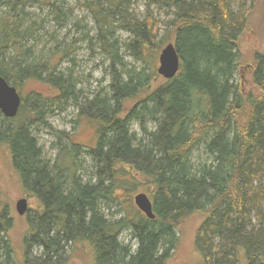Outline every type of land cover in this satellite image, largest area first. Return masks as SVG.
<instances>
[{"label":"trees","instance_id":"1","mask_svg":"<svg viewBox=\"0 0 264 264\" xmlns=\"http://www.w3.org/2000/svg\"><path fill=\"white\" fill-rule=\"evenodd\" d=\"M37 1L0 0L10 10L0 17V75L22 96L16 117L0 111V147L23 192L37 202L19 243L11 234L16 218L0 204V264H68L76 251L92 264H166L179 242L178 224L197 214L203 264H264V48L247 68L239 45L250 12L238 14L227 0H148L172 10L167 40L157 41L153 16L129 15L132 0H88L95 35H85L109 58L110 81L82 94L72 72L57 68L70 49L56 47L41 60L22 42L33 37V26L22 31L23 19L15 18ZM46 3L56 18L64 12L57 2ZM119 29L132 38L121 43ZM170 42L181 66L166 79L150 64ZM122 47L148 65L125 60ZM28 82L45 84L49 93L23 94ZM70 102L95 138L85 144L70 137L71 146H61L64 153L51 164L32 124ZM199 146L209 159L193 162ZM84 151L93 170L87 179L78 173ZM137 190L152 200L155 218L139 209L108 219L104 209L124 205L121 194ZM126 229L136 250L120 238Z\"/></svg>","mask_w":264,"mask_h":264},{"label":"rangeland","instance_id":"2","mask_svg":"<svg viewBox=\"0 0 264 264\" xmlns=\"http://www.w3.org/2000/svg\"><path fill=\"white\" fill-rule=\"evenodd\" d=\"M51 1L61 5L64 11L60 13L59 18H56L55 14L52 13L51 6L46 5L48 0H38L32 6L26 7L25 13L21 14L20 17L15 18L23 19L22 31L33 26V37H29L28 41L22 40L25 43V48H31L32 57H37V59L41 60H46L49 53L56 47L60 50L70 49V56L60 61L57 67L58 70L66 73L72 72L77 81V89H81L82 94H89L92 91L107 88L110 81V60L106 54L102 53L99 46H90L85 35L86 33L90 37L95 35L93 16L85 7L88 0ZM227 1L231 10L238 14L250 12L247 32H244L241 40H239L241 52L243 57L246 58L248 68L252 63L254 53L264 48V0H260L253 7L251 6V0ZM101 3L103 9L108 8L107 3L104 1ZM125 8L128 10L129 15L132 14L137 18L153 16L159 25V34L156 40L161 41L165 38L169 30V23L173 19L171 9L163 8L148 0H132ZM8 11H10L9 8L0 2V17L7 14ZM117 34L121 38V43L132 38V35L127 30L119 29ZM163 47L159 50L158 58L155 62L150 64L152 70H158L160 64L159 56ZM128 51L122 47L121 54L125 60L134 63L138 68L148 65L141 61H136ZM62 55L59 53L58 58ZM72 59H75V61L73 62ZM158 75L163 78L162 75ZM246 82L249 83L247 86L249 88L252 82L250 72L246 75ZM34 88L44 93H49L45 84L28 82L24 86L23 94ZM148 127L151 129L152 123L149 122ZM32 128L42 147L43 156L51 164L57 162L60 154L64 153L63 150L65 149L61 150V146H71L70 137L74 141L85 144L93 143L95 138L94 127L84 119L81 120L79 118L78 109L73 102L68 103L62 109L53 107L51 110L46 111L43 121H33ZM133 128L138 132V134L135 133L141 136L139 124H133ZM78 158L79 163L82 164V168L79 169L78 173L87 179L93 172L92 161L85 151ZM208 159L209 155L203 146L197 147L192 154L193 162H202ZM138 192L139 190L131 192L129 195L122 193L120 198L124 199V205L110 203L109 207L104 209L108 219L117 221L127 215L131 216L133 211L139 210L134 200ZM26 196L19 178L11 166L6 148L0 147V204L6 203L12 215L16 218L15 228L11 233L16 243L20 242L25 232V218L27 217L26 214L20 215L18 213L16 203L20 198ZM27 198L29 201L28 213L31 214L37 202L34 198L29 196ZM202 219L198 214L192 215L178 224L179 242L176 248L171 251L166 264H203L204 256L196 245L197 230ZM120 238L123 242L132 245L133 249L136 250L137 241L130 229L122 231ZM69 250H71V247L67 248V251ZM82 252L76 251L73 259L68 264H92L89 257H84ZM37 253L39 254L40 252L37 251Z\"/></svg>","mask_w":264,"mask_h":264},{"label":"water","instance_id":"3","mask_svg":"<svg viewBox=\"0 0 264 264\" xmlns=\"http://www.w3.org/2000/svg\"><path fill=\"white\" fill-rule=\"evenodd\" d=\"M158 73L166 79L176 76L180 70L181 59L174 42L168 43L159 56ZM22 97L17 88L5 77L0 75V111L8 118H14L19 112ZM135 203L138 208L149 218H155L153 202L148 194L141 192L135 196ZM16 209L20 215H25L29 211V201L27 197L20 198L16 203Z\"/></svg>","mask_w":264,"mask_h":264},{"label":"bare ground","instance_id":"4","mask_svg":"<svg viewBox=\"0 0 264 264\" xmlns=\"http://www.w3.org/2000/svg\"><path fill=\"white\" fill-rule=\"evenodd\" d=\"M22 97V96H21Z\"/></svg>","mask_w":264,"mask_h":264}]
</instances>
